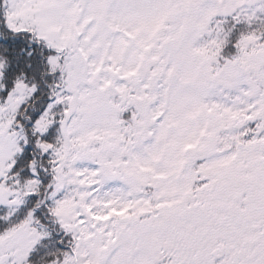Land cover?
Instances as JSON below:
<instances>
[{
  "label": "snow or ice",
  "instance_id": "1",
  "mask_svg": "<svg viewBox=\"0 0 264 264\" xmlns=\"http://www.w3.org/2000/svg\"><path fill=\"white\" fill-rule=\"evenodd\" d=\"M0 264H264V0H0Z\"/></svg>",
  "mask_w": 264,
  "mask_h": 264
}]
</instances>
